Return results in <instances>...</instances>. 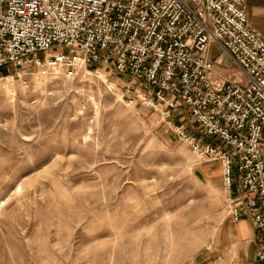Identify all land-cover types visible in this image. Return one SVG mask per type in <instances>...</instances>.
I'll list each match as a JSON object with an SVG mask.
<instances>
[{"label": "rangeland", "instance_id": "1", "mask_svg": "<svg viewBox=\"0 0 264 264\" xmlns=\"http://www.w3.org/2000/svg\"><path fill=\"white\" fill-rule=\"evenodd\" d=\"M211 54L221 56L216 47ZM22 69L0 80V264H214L229 256L225 231L234 226L221 166L172 131L199 135L184 111L166 118L141 105L103 68L66 79ZM242 244L237 264H250L254 239Z\"/></svg>", "mask_w": 264, "mask_h": 264}, {"label": "built area", "instance_id": "2", "mask_svg": "<svg viewBox=\"0 0 264 264\" xmlns=\"http://www.w3.org/2000/svg\"><path fill=\"white\" fill-rule=\"evenodd\" d=\"M25 66L65 79L103 68L141 105L184 111L199 135L172 131L220 163L226 216L251 222V264H264V35L243 0H0V80Z\"/></svg>", "mask_w": 264, "mask_h": 264}, {"label": "crops", "instance_id": "3", "mask_svg": "<svg viewBox=\"0 0 264 264\" xmlns=\"http://www.w3.org/2000/svg\"><path fill=\"white\" fill-rule=\"evenodd\" d=\"M243 5L246 8V22L248 25L259 34L264 35V0H243ZM213 47H211V53ZM232 225L234 227L227 228L225 231L231 243L225 253L229 256L225 259H219L214 264H237L239 253L246 247L242 242L254 239L253 226L249 220H240L237 224L232 223Z\"/></svg>", "mask_w": 264, "mask_h": 264}, {"label": "bare ground", "instance_id": "4", "mask_svg": "<svg viewBox=\"0 0 264 264\" xmlns=\"http://www.w3.org/2000/svg\"><path fill=\"white\" fill-rule=\"evenodd\" d=\"M81 70H83V68H81V69H77V71H76V73L78 74V72H80ZM85 70V69H84ZM85 74H88V73H86V71H83ZM90 74V73H89ZM38 76V75H37ZM40 78V77H39ZM46 79V78H45ZM6 80H8L9 81V77H7V78H5V79H2L1 81H5L6 82ZM39 80V79H38ZM0 81V82H1ZM0 84H2V83H0Z\"/></svg>", "mask_w": 264, "mask_h": 264}]
</instances>
